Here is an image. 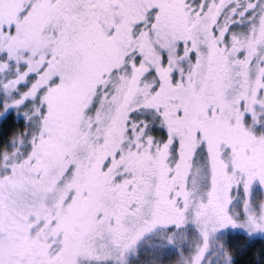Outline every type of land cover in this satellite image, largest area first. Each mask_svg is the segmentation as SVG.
Segmentation results:
<instances>
[{
	"label": "snow or ice",
	"instance_id": "obj_1",
	"mask_svg": "<svg viewBox=\"0 0 264 264\" xmlns=\"http://www.w3.org/2000/svg\"><path fill=\"white\" fill-rule=\"evenodd\" d=\"M0 264H264V0H0Z\"/></svg>",
	"mask_w": 264,
	"mask_h": 264
}]
</instances>
